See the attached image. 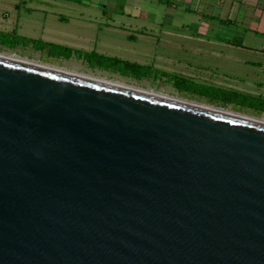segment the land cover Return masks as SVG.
<instances>
[{"label":"water","instance_id":"obj_1","mask_svg":"<svg viewBox=\"0 0 264 264\" xmlns=\"http://www.w3.org/2000/svg\"><path fill=\"white\" fill-rule=\"evenodd\" d=\"M0 56V264H264V124Z\"/></svg>","mask_w":264,"mask_h":264},{"label":"rangeland","instance_id":"obj_2","mask_svg":"<svg viewBox=\"0 0 264 264\" xmlns=\"http://www.w3.org/2000/svg\"><path fill=\"white\" fill-rule=\"evenodd\" d=\"M162 1L0 0V56L264 121V0Z\"/></svg>","mask_w":264,"mask_h":264},{"label":"crops","instance_id":"obj_3","mask_svg":"<svg viewBox=\"0 0 264 264\" xmlns=\"http://www.w3.org/2000/svg\"><path fill=\"white\" fill-rule=\"evenodd\" d=\"M244 2H246V0L244 1ZM249 2H252V0H250ZM8 9H10V10H13V12H20L19 11V9H17L16 8V5H14L13 3H11V2H8L7 3V5H5ZM1 11H2V8H1ZM1 13V12H0ZM30 15H32V14H30ZM51 18V16H48V18ZM261 18H262V16H261ZM260 18V19H261ZM210 19H212V21H215V24H217V26H219L220 24H223L224 22H225V19H220L219 17H218V19H213L212 17L210 18ZM9 22H11L10 20H9V18L7 17L6 18V20H4L3 18H2V16L0 15V31H3L4 29H7L8 30V28H4L5 27V25L6 24H8ZM5 23V24H4ZM212 24V23H211ZM8 26V25H7ZM253 27V23L251 22L250 23V21H249V23L247 24V25H244V30H245V32L246 33H248V34H251V33H257V34H259V33H261L263 36H264V21H258V23L256 24V26L254 27V28H252ZM171 33V32H170ZM172 34V33H171ZM208 34H210V33H208ZM207 34V35H208ZM206 36V34H203V32H201V34H200V36L201 37H203V36ZM215 35H217V36H219L220 37V35H219V33L217 32V34H215ZM212 36H213V33L212 34H210V37H211V39H213L212 38ZM215 39V38H214ZM213 39V40H214ZM217 40V39H216ZM217 41H219V40H217ZM221 41H223V40H221ZM261 51H264V50H261ZM263 70H264V68H263Z\"/></svg>","mask_w":264,"mask_h":264},{"label":"bare ground","instance_id":"obj_4","mask_svg":"<svg viewBox=\"0 0 264 264\" xmlns=\"http://www.w3.org/2000/svg\"><path fill=\"white\" fill-rule=\"evenodd\" d=\"M45 67H47V66H45ZM84 77V76H83ZM88 78V77H87ZM103 82V81H102ZM117 85V84H116ZM119 86H121V85H119ZM123 87H125V86H123ZM127 88H129V87H127ZM131 89H133V88H131ZM174 99V98H173ZM182 101V100H181ZM186 102V101H185ZM187 103H190V102H187ZM190 104H192V105H198V104H194V103H190ZM198 106H200V107H203V108H208V109H213V108H209V107H205V106H201V105H198ZM215 111H220V112H225V113H228V114H231V115H236V116H239V117H244V118H247V117H245V116H241V115H238V114H234V113H231V112H227V111H224V110H219V109H216ZM249 119H251V120H254V121H257V122H259V123H262V124H264V121H261V120H257V119H252V118H249Z\"/></svg>","mask_w":264,"mask_h":264},{"label":"trees","instance_id":"obj_5","mask_svg":"<svg viewBox=\"0 0 264 264\" xmlns=\"http://www.w3.org/2000/svg\"><path fill=\"white\" fill-rule=\"evenodd\" d=\"M160 2H164V1L160 0ZM229 43H230V44H233V45L241 46V45L238 44V43H231V42H229Z\"/></svg>","mask_w":264,"mask_h":264}]
</instances>
